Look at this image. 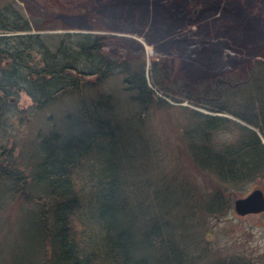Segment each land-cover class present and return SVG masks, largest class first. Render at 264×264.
Instances as JSON below:
<instances>
[{"label":"trees","instance_id":"16d2710c","mask_svg":"<svg viewBox=\"0 0 264 264\" xmlns=\"http://www.w3.org/2000/svg\"><path fill=\"white\" fill-rule=\"evenodd\" d=\"M110 16L113 25L117 18L126 17L116 13ZM126 18L134 19L135 15ZM33 29L19 13L0 12V93L4 94L0 119L15 111V98L22 91L33 99L37 111L70 98L77 99V109L66 116L65 127L35 143L33 157L27 161L28 174L5 157L8 164L0 162V184L12 181L6 191L33 205L36 248L45 263L193 264L204 258V254L195 256V251L207 219L225 216L233 208V194L238 188L255 182L264 173V99L249 103L243 114H236L247 123L245 126L193 112V122L182 132L185 147L180 154L188 169L184 179L195 173L203 182L209 177L212 184L215 177L219 181L214 184L220 190L207 192L204 200L189 192L184 199L168 200L165 207L154 201V209L146 204L135 206L131 202L132 185L128 186L125 178L130 162L135 163L137 158L130 141L143 137L142 133L131 135L127 128L130 119L122 124L115 116L118 105L113 96L90 99L88 95L101 92L114 75L124 74L131 103L138 107L133 119L138 124L148 110L166 106L168 101L148 85L145 62L136 66L121 63L105 52L102 35L17 34ZM156 66L154 72L158 74ZM222 107L229 109L228 105ZM232 124L242 132L235 143L214 140V132L230 130ZM196 186L193 183V191ZM154 191L158 192L157 188ZM203 217L204 221L197 220ZM218 264L247 263L237 260Z\"/></svg>","mask_w":264,"mask_h":264},{"label":"rangeland","instance_id":"374dc122","mask_svg":"<svg viewBox=\"0 0 264 264\" xmlns=\"http://www.w3.org/2000/svg\"><path fill=\"white\" fill-rule=\"evenodd\" d=\"M0 12L19 13L34 28L18 35L97 33L104 38L105 52L121 63L136 66L145 62L148 85L168 105L151 108L139 124L133 121L138 107L131 103L124 74L114 75L101 92L88 95L90 99L113 96L118 105L115 116L122 124L130 119L127 128L131 135L142 133L143 137L130 141L137 158L130 162L125 178L132 185L135 206L146 204L154 209V201L165 207L168 200L184 199L189 192L204 200L207 192L221 189L215 186L219 181L215 177L212 184L209 177H204V183L191 172L184 179L188 169L180 154L185 147L182 132L193 122V112L245 126L236 114H243L249 103L264 99V0H0ZM110 13L134 14L135 18H117L114 25L126 29L122 31L113 27ZM3 96L0 93V100ZM14 106L15 111L0 119V148L10 151L9 163L28 174L27 161L33 157L35 143L63 128L66 116L76 112L77 99L37 111L33 99L22 91ZM240 133L232 124L230 130L214 132V140L232 145ZM193 183L197 185L194 191ZM11 184L9 180L0 184V264H46L36 248L33 205L11 196L6 191ZM256 189L264 192V173L238 188L234 199L247 197ZM199 236L195 256H206L193 264L237 260L264 264V212L240 216L233 206L225 216L208 218Z\"/></svg>","mask_w":264,"mask_h":264},{"label":"water","instance_id":"95a60500","mask_svg":"<svg viewBox=\"0 0 264 264\" xmlns=\"http://www.w3.org/2000/svg\"><path fill=\"white\" fill-rule=\"evenodd\" d=\"M70 33V32H69ZM83 33V32H73ZM234 211L240 216L260 214L264 212V192L256 189L247 197L237 198L233 203Z\"/></svg>","mask_w":264,"mask_h":264},{"label":"flooded vegetation","instance_id":"af4514ba","mask_svg":"<svg viewBox=\"0 0 264 264\" xmlns=\"http://www.w3.org/2000/svg\"><path fill=\"white\" fill-rule=\"evenodd\" d=\"M1 101H3V100L1 99ZM3 106H4V103H3V102H0V114H1V111L3 110V109H2ZM0 117H1V116H0ZM6 154H7V152L4 151V150H2V149L0 148V162H1V164L4 165V166H5V163H6L5 160H6V158H7ZM5 157H6V158H5Z\"/></svg>","mask_w":264,"mask_h":264}]
</instances>
